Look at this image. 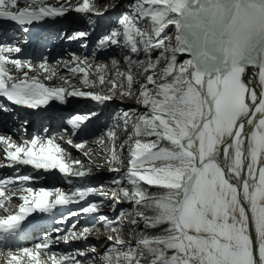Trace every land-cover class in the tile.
<instances>
[{
  "label": "snow or ice",
  "instance_id": "6c2138e0",
  "mask_svg": "<svg viewBox=\"0 0 264 264\" xmlns=\"http://www.w3.org/2000/svg\"><path fill=\"white\" fill-rule=\"evenodd\" d=\"M19 3L28 6L18 9ZM206 5H215L227 18L243 7L253 21L264 23V0H134L123 4L125 10L111 22L90 0H56L48 6L44 0H0V20L14 22L19 31L66 23L72 34L61 30L56 38L79 41L85 49L96 31L93 61L98 54L110 57V64L90 63L87 56L69 53L71 59L63 63L71 79L61 76L63 86L49 87L44 81L57 75L56 67L47 57L38 64L22 61L21 43L29 41L0 31V112L32 110V118H23L18 129L14 124L12 132L0 133V168L11 170L0 178V207L17 193L22 201L16 214L0 218V241L33 213L66 210L54 220L60 226L52 229L55 237L44 233L30 247L8 248L5 264H264V32L251 30L247 55L229 60L224 31L211 36L191 31L202 27L196 18L210 10ZM169 26L174 33L166 32ZM207 45H215L219 55ZM178 54L188 58L178 63ZM10 66L23 71L22 77L11 75ZM249 68L258 69L259 94L245 79ZM106 83L114 94L139 105L116 113L98 140L112 143L101 157L109 165L107 188L103 181L89 183L102 166L93 168L89 160L85 167L74 158L58 140L64 132L50 133L37 112L71 99L104 107L114 95L88 89ZM97 115L78 112L63 121L70 130L65 143L85 158L94 151L84 137ZM37 119L43 134L28 132ZM39 181L51 186H38ZM94 195L100 199H90ZM125 202L131 211L103 213L104 207L116 213ZM129 214L133 218L127 221ZM80 219L90 223L77 229ZM101 226L108 233L103 252L95 245L52 251L59 243L86 241ZM156 229V234L150 231Z\"/></svg>",
  "mask_w": 264,
  "mask_h": 264
},
{
  "label": "bare ground",
  "instance_id": "6f19581e",
  "mask_svg": "<svg viewBox=\"0 0 264 264\" xmlns=\"http://www.w3.org/2000/svg\"><path fill=\"white\" fill-rule=\"evenodd\" d=\"M60 2L63 3L64 0H60ZM81 2H82V0H71V3H73V4L81 3ZM132 2H134V0H93L92 5L94 6V8L96 9L97 12L103 13V16H104V18L106 20H109L108 17H110L112 19L115 14L121 13L122 11L125 10V9L122 8V5L123 4H125V3H132ZM44 3H45V6L55 5L56 4V0H47ZM113 3H116L117 4V8L116 9H111L110 6ZM106 7L109 8L108 11H105V8ZM73 15H76V14H73ZM0 22H1V25L2 26H4L7 23L6 21H2V20H0ZM45 25L46 24H44V26ZM79 27L83 28L84 30H87V26L86 25H81ZM70 29L71 28L68 26V24H65L64 26L60 27V29L54 30V32H51V36H52V38L54 40H57L58 41L57 42L58 44H65L63 41H61V39L56 38V33L58 31L64 30V32L66 34H69L70 35V34H72L71 31H70ZM169 29H170V26L166 29V31H168ZM97 35H98V33L96 31H93V33L87 38V42H88L87 44L89 45V47L86 48V49L80 47V42L79 41H73L71 43H66L65 44V48L67 50H65V51L61 52L59 55H57L56 56L57 57V60H56V58H54V59H51L49 61L53 66L56 67L57 75L51 81H44V83L46 84V86H49V87H53V86H56V87L63 86L62 83H61V76L65 77L67 79H71L70 74L67 71L64 70V63H63V61L70 60L71 59L69 53H75L77 55L82 54L83 56H85V55L88 56V51H89L90 45H93V47H94V37L95 36L97 37ZM93 47H91V48H93ZM42 57H44V56H42ZM46 57L49 60L50 56L48 55ZM98 58L100 59V60H97L98 62L99 61L100 62L106 61V57H104L102 55H99L98 54V56H97L96 59H98ZM119 59L122 62V59L123 58L122 57H119ZM39 62H41V61H39ZM107 62H109V64H110V57L107 60ZM21 74H23V72ZM32 74H35V73H32ZM257 82H259L258 79H257ZM59 83H60V85H59ZM72 83L74 85L79 86V81L78 80H72ZM110 89L111 88H109V86L107 84H105L103 86H100V88H97V89H88L89 91H94V90L96 91V90H98V91L102 92L103 94L114 95V99L110 103H108L106 106H104V107H99V106H95V105L89 106L86 103H81L82 105H79V106L77 104H75V105H77V106H75V105H73V102H72L73 99L69 100V102L67 103L66 107H64V111L61 113V115L58 116L57 119H49V118H47L48 121H49V124H50L49 127L50 128H51V126L53 127L52 130H49L50 133L54 134L56 132L64 131L65 134H69V136H70V130L69 131H65V129L67 128V126H66V124L63 123V120L62 119H65L66 120V118L70 117L72 115V113L75 112V111H77V113L79 112V113H82L83 114V113H87V111L88 112L89 111H92V109L95 108L94 111H96L98 113V115L93 118L92 123L89 125L90 132L92 133V132H95V131L97 132L100 128L104 127V125L107 126L108 123H110V125H111L112 120H109L108 121L107 120L108 119V116H110V115L111 116H114V115H116V113L120 112L121 110L138 109L139 108V105L136 103V101L134 99L128 98V97H123V96H120L118 94H114ZM55 105H56V103H55ZM72 105L74 107H72ZM60 107H62V106H60ZM58 111L61 112V110H58ZM102 121H104V123ZM33 131L38 132V130L35 129V128L33 129ZM117 136L118 137L120 136V131L119 130H117ZM64 139H65L64 137H62V138L58 137V140L61 143V145L63 147H65L66 149H68L72 153V155H73L74 158H79L80 159V156H78V155L75 156L76 155V152H74V148H71L69 145H67L65 143ZM105 142H107L106 146H103L104 143L99 145V148H101V152H103V153L109 152V150L112 148V145H111L112 143L109 142V141H107V138H105ZM119 142H120L119 140L116 141L117 145L119 144ZM88 144H90V142H88ZM108 146L111 147V148H108L107 149L106 147H108ZM88 148H89V146H88ZM85 150H87V149H85ZM116 166H118V165H116ZM44 175H45V177L47 176V174H44ZM96 179H98V178H96ZM96 179L93 178L92 180L89 181V183H93L94 184V183H96L98 181H103L105 183V187L106 188L110 186L108 184V182H107V177L105 179H103V180H96ZM76 183H81V182L80 181H76ZM38 186H48V185H45L43 183H40V185H38ZM97 186H99V185H97ZM67 187L68 186L66 184L63 185V188L66 189ZM18 195L19 194L17 193L16 196H18ZM8 196H12V195H8ZM90 199L99 200L100 197L93 196ZM9 204H10L9 205V210H11V211L14 210L13 204L20 205V204H17L15 202H13V201H10ZM126 204H127L126 202L120 204L118 206V208H117L116 211H119L120 212L121 209L128 210V207L125 206ZM69 208H73V207L69 206ZM0 209H2V208H0ZM57 210H58V212H61V211H64L65 209H57ZM103 213L104 214H107V215H111L113 212H111V209H109V207H104L103 208ZM2 215H3V211L0 212V218H2ZM76 219L77 218L73 217L69 221L70 223L68 222L69 225H71V223L75 222ZM125 220L130 221V220H128V218H125ZM85 223H90V221H87L85 219H80L79 220V223L77 224V226L78 225L79 226H82ZM96 232L97 231H94L90 235L89 238H91L94 241H96V243H99V241H102V239H104V240L106 239L105 237H100V236L98 237V235H96ZM89 238H88V240H89ZM71 246L72 245H68L67 246V245L61 243V245L59 244V247H60L59 250H64V249L65 250H68ZM103 246H104L103 248L100 247L98 250L102 251L107 246L106 241H104ZM6 252L0 251V264H5L6 259H7V253ZM64 252H69V251H64Z\"/></svg>",
  "mask_w": 264,
  "mask_h": 264
},
{
  "label": "rangeland",
  "instance_id": "374dc122",
  "mask_svg": "<svg viewBox=\"0 0 264 264\" xmlns=\"http://www.w3.org/2000/svg\"><path fill=\"white\" fill-rule=\"evenodd\" d=\"M45 1H47V0H44V2ZM90 2H91V4H92V2H93V0H90ZM20 7H22V5L21 4H18L17 5V8H20ZM122 13V12H121ZM121 13H117V14H115L114 16H113V18L111 19L110 17H108L109 18V20H107V21H109V22H111V21H114V20H116V19H118L119 18V16L121 15ZM71 29H70V31H71V33L73 32V27H70ZM57 32V31H56ZM167 33H174V27L173 26H170V29L168 30V31H166ZM46 36H48V35H44V37H46ZM51 39H53V38H51ZM96 39H97V37L95 36L94 37V42L96 41ZM54 40V39H53ZM56 42H58L57 40H55ZM61 41H63L64 43H69V42H67L65 39H61ZM88 43V42H87ZM88 47H89V45H88ZM91 47H93V45H90V48H89V51H88V56L87 55H85V56H87L88 57V59H89V62L90 63H94V62H98L97 60H100L99 58L98 59H96V61H93V58H92V51H91ZM158 53L157 52H153V57H155L156 55H157ZM44 57H46V56H48V55H43ZM79 56L81 57V58H84L85 56H83L82 54H79ZM56 58V60H57V57H55ZM109 59V57L108 58H106V61H104V62H107V60ZM185 59H187V57H183V56H179L178 55V63H182ZM100 62V61H99ZM22 75V74H21ZM17 76H20V75H17ZM92 79H95V77L93 76V77H91ZM107 84V83H106ZM59 85H60V83H59ZM108 86H109V88H111V86H110V84H107ZM256 88H257V90H258V93H259V91H260V85H259V82H257V86H256ZM95 91V90H94ZM96 91H98V90H96ZM72 102H73V105H75V104H77L78 106L79 105H82L81 103H85V102H82V101H78V100H72ZM67 105V104H66ZM66 105H64V106H62L63 108L64 107H66ZM72 105V107H74ZM77 105H75V106H77ZM74 110V109H73ZM93 110H95V108L94 109H92V111ZM88 112V111H87ZM90 112V111H89ZM77 113V111H75V112H73L72 113V115L73 114H76ZM112 117L113 116H108V121L109 120H112ZM48 120V119H47ZM63 121L65 120V119H62ZM103 123H104V121H102ZM50 125V124H49ZM108 126H110V123H108L107 124V126H105L104 125V127H102V128H100L97 132L95 131V132H92L90 135H88V136H86L85 138L88 140V142H90V144H88V146H89V148H91V149H93L94 151H93V153H92V156L91 157H88V158H85L84 157V155H83V152H77L75 149H74V152H76V155L75 156H80V159L84 162V164H85V167H87V166H89V160H91V166L93 167V168H95V167H97V166H102V169H101V171H100V173L98 174V176H96L95 177V179L96 178H98V179H96V180H103V179H105L106 177L108 178V175H109V173L107 172V168H108V164L106 163V161H105V159L104 158H101L102 157V154H103V152H101V148H99V143H98V140H99V138L101 137V135H102V133L104 132V131H106L107 130V127ZM35 129H37L38 130V132H40V134H42V128H41V126H40V128H35ZM35 132V131H34ZM61 132H64V131H61ZM57 133H59V132H56V133H54V134H57ZM59 137V136H58ZM63 137L65 138L64 139V141H66V140H68L69 138H70V136H69V134H65V132H64V135H63ZM67 137V138H66ZM74 140H75V142H80V140L79 139H77V138H73ZM106 144H107V142H105L104 143V145L103 146H106ZM112 145V144H111ZM107 149L108 148H111V147H106ZM116 166V165H115ZM47 177V176H46ZM40 183H43L44 184V181H39ZM100 182L101 181H98V182H96V183H94L96 186L97 185H99L100 184ZM63 185H65V184H57L56 186H58V187H63ZM49 187L51 186V185H48ZM95 196V195H94ZM10 202V201H9ZM10 205V204H9ZM125 206H127L128 207V211H131V208H132V205L131 204H129V203H127ZM71 207H73V208H77L78 206L77 205H72ZM1 208V207H0ZM109 209H111L110 207H109ZM65 211L66 210H64V211H61V212H64L65 213ZM61 212H59V213H61ZM111 212H112V209H111ZM119 214V211H116V213H112L111 215H118ZM59 215V214H58ZM61 215V214H60ZM58 217H60V216H58ZM125 218H128V220H131L132 218H133V216L132 215H126L125 217H124V219ZM70 223V222H69ZM69 223H68V226H70L69 225ZM59 226V225H58ZM60 227V226H59ZM81 226H77V229H79ZM140 227L142 228L143 227V225L141 224L140 225ZM153 234H156V233H158L159 232V229H156V230H150ZM96 235H98V237L100 236V237H107V235H108V233L107 232H105V231H103V228H102V226L100 227V229H99V231H97L96 232ZM54 236V235H53ZM104 241H106V239L104 240V239H102V241H99V243H96V241H94L93 239H91V238H89V240L87 239L86 241H76V242H71L69 245H72L68 250H59V244L61 245V243H59L58 245H56V246H54V248H53V251H69V252H71L72 250H74V249H78V248H84L85 246H92V245H95L98 249L100 248V247H104L103 246V244H104ZM68 246V245H67ZM62 247V246H61ZM105 249V248H104ZM104 249L101 251V252H103L104 251ZM7 250H4V252H6ZM100 251V250H99ZM7 253V252H6ZM45 259H46V257H45Z\"/></svg>",
  "mask_w": 264,
  "mask_h": 264
},
{
  "label": "water",
  "instance_id": "95a60500",
  "mask_svg": "<svg viewBox=\"0 0 264 264\" xmlns=\"http://www.w3.org/2000/svg\"><path fill=\"white\" fill-rule=\"evenodd\" d=\"M191 7V5H190ZM197 8L199 5L196 6ZM210 10L208 12L200 13V15L196 18L197 20L202 22V27L197 29L194 28L191 31L197 32L198 35L203 34V32H208L209 36H211V33L213 31H224V46L227 47V45L230 43V28L232 24L236 21V19L240 16L243 7L237 8L236 11L232 13L231 18L225 17L224 13L217 9L215 5H206ZM251 7V6H248ZM189 43H192V36L189 34L188 36ZM205 45L203 42H201V47H204ZM209 51L212 53V55H219L217 52L213 51L215 45H207ZM179 56L187 57L186 55L178 54ZM245 55H247V52H245ZM188 58V57H187ZM246 80H252L253 81V87L258 93V90L256 88L257 86V79H258V69L249 68L246 71L245 74ZM259 94V93H258Z\"/></svg>",
  "mask_w": 264,
  "mask_h": 264
},
{
  "label": "clouds",
  "instance_id": "9594fccd",
  "mask_svg": "<svg viewBox=\"0 0 264 264\" xmlns=\"http://www.w3.org/2000/svg\"><path fill=\"white\" fill-rule=\"evenodd\" d=\"M252 14L243 9L240 16L230 28V43L227 45L226 55L229 60L239 58L245 54V47L248 33L255 29L264 32V23L256 22L251 19Z\"/></svg>",
  "mask_w": 264,
  "mask_h": 264
}]
</instances>
